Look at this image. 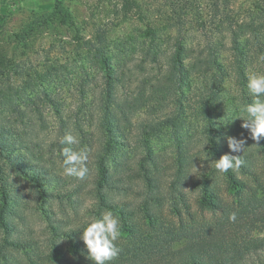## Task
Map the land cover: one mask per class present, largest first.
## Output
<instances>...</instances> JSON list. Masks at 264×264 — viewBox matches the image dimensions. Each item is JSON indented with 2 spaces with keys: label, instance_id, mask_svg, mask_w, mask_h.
I'll list each match as a JSON object with an SVG mask.
<instances>
[{
  "label": "trees",
  "instance_id": "trees-1",
  "mask_svg": "<svg viewBox=\"0 0 264 264\" xmlns=\"http://www.w3.org/2000/svg\"><path fill=\"white\" fill-rule=\"evenodd\" d=\"M192 2L173 1L172 18L177 30L173 50L163 51L155 39L143 49L145 57L152 63H158L162 56L166 57V69L155 80L150 77L135 83L134 70L127 67L130 61L122 59L121 63H114L117 55L108 46L105 28L100 30L95 42L86 43L103 70L101 82L91 85V80H96V77L84 70V77L75 85L81 98L93 96V103L84 107L96 120L92 130L80 123L72 124L73 130L82 139L86 136L89 138L95 132L100 137L93 173L90 171L86 177V186L81 184L76 189L55 186L62 176L50 171L43 162L36 163L31 157L39 145L32 135V122L26 123L32 126L25 133L23 128L14 125L13 112L1 116L0 172L5 173L6 170L7 173L6 168L11 167L16 175L33 182L43 198L67 201L75 213L81 210L84 221L79 226L69 225L52 217L45 207H40L45 212L49 228L44 240L34 231L19 229L20 222L13 219L14 213L8 208L11 195L8 184L2 179L0 229L4 234L0 237V264H91L79 239L80 230L89 218H95L105 210H112L123 225V238L118 242L122 252L112 264H255L257 261L264 264V236L253 238L248 234L249 228L264 227V139L259 145L250 139L253 148L245 147L241 153H230L226 139L221 140L209 133L203 148L205 157L195 165L201 166L197 168L198 171L193 169V158H187L181 148L176 166L169 165L164 169L172 168L171 173L163 171L157 155L147 147V143H144L145 150L135 159L132 168L124 167L114 157L115 149L129 142L130 129L136 126L143 135H148L156 132L165 121L139 118L136 119L137 123L134 122L142 107L159 105L164 100L182 95L189 81L192 85L194 76L204 79L201 88H196V96L207 116L209 127L216 128L210 120V106L215 101H222L219 89L227 75L220 56L227 43L223 40L209 43L205 39L188 42L184 22ZM211 2L212 14L218 16V32H227L231 37L235 56L231 72L234 71L241 84H245L246 67L251 58H255L257 53L264 56V32L258 35L252 25L256 34L251 42L246 39L250 45L244 46L248 49L243 48L239 40L240 32L231 24L228 5H223L221 0ZM55 11L63 13L68 21L71 19L64 0H55L52 12ZM237 27L244 30L246 24ZM247 28H250V24ZM140 71L150 73L144 65ZM91 86L95 89H91ZM44 95L60 113L57 105L61 104L56 100V95L46 92ZM247 102L251 101L248 99ZM15 112L22 114V109L18 108ZM174 117H167V121H172ZM4 120H7V125L2 124ZM64 122L67 123L66 119ZM67 125L68 129H65L69 131L71 126ZM14 133L20 136L18 140L13 138ZM19 142L24 143L29 154L13 155ZM226 153L240 155L243 164L235 173L229 170L226 174H218L214 160ZM187 185L195 188L193 200ZM78 194L82 197H75ZM233 211L237 213V221L230 223L227 217ZM18 217L21 220L23 216L19 214ZM63 240L68 245L64 246ZM15 252L22 255L19 257Z\"/></svg>",
  "mask_w": 264,
  "mask_h": 264
},
{
  "label": "rangeland",
  "instance_id": "rangeland-1",
  "mask_svg": "<svg viewBox=\"0 0 264 264\" xmlns=\"http://www.w3.org/2000/svg\"><path fill=\"white\" fill-rule=\"evenodd\" d=\"M173 1L64 0V5L71 15L68 21L63 13L52 12L55 0H0V118L3 114L13 112L14 125L19 129L23 128L25 133L33 125L32 135L39 145L36 149L33 148L34 152L30 155L36 163L43 162L50 171H56L62 176L55 186L65 189H76L81 184L86 186V178L81 181L62 175V145L59 144V139L63 133L70 132L77 137L80 143L73 146L74 148L89 150L88 167L92 173L95 153L100 144V137L96 132L89 138L86 136L82 139V136L73 130L74 125L72 126L74 123H80L86 129L92 130L96 120L84 107L93 103V96L85 95L81 98L75 90L76 83L85 75L84 70L90 76L96 77V80H91V85L93 82L102 81L100 74L103 70L86 43L95 42L100 30L105 28L107 33L104 36L108 46L111 52L117 55L114 57V63H121L122 59L130 61L127 67L134 70L135 83L150 77L155 80L156 76L166 69V57L162 56L158 63H152L145 57L143 49L155 39L163 51L173 50L175 32L177 33L172 18ZM211 1L193 0L189 13L185 15L184 28L188 33V42L205 39L209 43L219 40L227 43L220 56L227 75L219 89L222 101H215L210 106V120L216 128L209 127L207 116L200 108L196 96V88H201L204 79L194 76L192 85L190 86L189 81V86L184 89L182 95L164 100L155 105L157 107L153 104L143 106L137 113L133 119L136 123L139 118L146 121L159 118L165 121H162L156 132L148 135H143L141 129L136 126L130 129L129 142L115 149L114 154L124 167L134 166L135 159L145 150L144 143L157 155L163 171L171 173L172 168L164 169L169 165L176 166L180 148L185 151L187 158L196 157L193 159L196 163L194 165L201 163L205 157L203 148L209 133L221 140H227L228 136L240 139L241 134L247 137L248 133L240 126L241 120L232 119L242 106L248 103V99L251 101V97L247 94L246 82L241 84L235 72H231L235 61L231 37L227 32H218V16L212 14ZM221 1L223 5H228L231 24L234 29L239 30V40L243 48L248 49L244 46L248 44L246 39L251 42L256 34L251 26L257 29L258 35L264 32V0ZM242 23L246 24L244 30L237 27ZM249 24L250 28H247ZM259 57L261 55L257 53L255 58H251L246 67V77L253 72H264V62H260ZM142 65L150 71L149 74L140 71ZM91 89H95L94 86H91ZM120 89L119 96L122 93ZM45 92L48 95H56V100L61 104L57 105L60 113L46 100ZM18 108L22 109V114L17 115L15 110ZM169 116L175 117L169 122ZM6 121H2V124L7 125ZM29 121L32 125L26 124ZM67 124L71 126L69 131L65 129H68ZM19 137L18 134H13L14 139ZM251 143L248 139L246 148H250ZM12 153L29 154L22 142L18 143ZM6 169L7 173L6 170L5 173L0 172V183L4 179L8 184V193L11 194L8 208L14 213L13 219L20 222L19 229L25 232L34 231L44 240L49 234V228L45 212L40 207H45L46 211L59 221L75 226L82 224L84 217L81 216V210L80 213H75L67 201L43 198L40 189L36 188L33 182L16 175L11 167ZM89 184L90 182L87 185ZM48 188L51 189V186ZM187 188L193 200L196 196L195 188L190 185H187ZM80 195L75 197H82ZM1 203L0 188V205ZM18 213L23 216L21 220ZM3 234L0 229V237ZM248 234L253 238H260L264 236V227L249 228ZM63 245H68V242L63 240ZM178 245L180 244L176 246ZM15 254L19 257L22 255L16 252ZM255 264L263 263L257 261Z\"/></svg>",
  "mask_w": 264,
  "mask_h": 264
},
{
  "label": "clouds",
  "instance_id": "clouds-1",
  "mask_svg": "<svg viewBox=\"0 0 264 264\" xmlns=\"http://www.w3.org/2000/svg\"><path fill=\"white\" fill-rule=\"evenodd\" d=\"M264 62V56L259 57ZM247 94L251 102L242 106L236 117L241 120V128L248 133L247 137L241 134L237 139L227 137L230 153H241L245 149L247 140L251 139L259 145L264 139V72H253L247 76ZM80 142L76 136L66 132L59 139L60 156L62 157V175L74 177L77 180H85L89 175L88 167L89 150L87 148L76 149L73 146ZM196 158V157H194ZM193 158V159H194ZM209 158H206L208 160ZM214 167L218 174H226L231 170L237 172L243 160L240 155L224 154L214 160ZM194 171H198L192 160ZM230 223L237 221V213L231 212L228 217ZM123 238V225L120 218L112 210H105L95 218H89L80 230L79 239L83 242L86 259L91 264H112L121 252L118 242Z\"/></svg>",
  "mask_w": 264,
  "mask_h": 264
}]
</instances>
